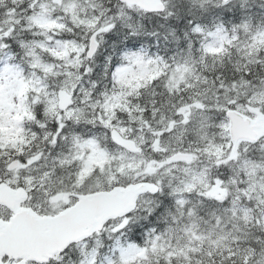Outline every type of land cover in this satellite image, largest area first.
Masks as SVG:
<instances>
[{
    "label": "snow or ice",
    "instance_id": "6c2138e0",
    "mask_svg": "<svg viewBox=\"0 0 264 264\" xmlns=\"http://www.w3.org/2000/svg\"><path fill=\"white\" fill-rule=\"evenodd\" d=\"M0 264H264V0H0Z\"/></svg>",
    "mask_w": 264,
    "mask_h": 264
}]
</instances>
